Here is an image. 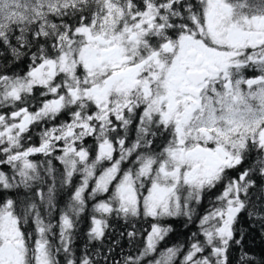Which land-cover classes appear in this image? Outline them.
<instances>
[{
	"label": "snow or ice",
	"instance_id": "obj_1",
	"mask_svg": "<svg viewBox=\"0 0 264 264\" xmlns=\"http://www.w3.org/2000/svg\"><path fill=\"white\" fill-rule=\"evenodd\" d=\"M254 235L264 0H0V264H264Z\"/></svg>",
	"mask_w": 264,
	"mask_h": 264
},
{
	"label": "trees",
	"instance_id": "obj_2",
	"mask_svg": "<svg viewBox=\"0 0 264 264\" xmlns=\"http://www.w3.org/2000/svg\"><path fill=\"white\" fill-rule=\"evenodd\" d=\"M249 244L257 252H259L262 248H264V243H262L259 235H254V237L249 241Z\"/></svg>",
	"mask_w": 264,
	"mask_h": 264
}]
</instances>
